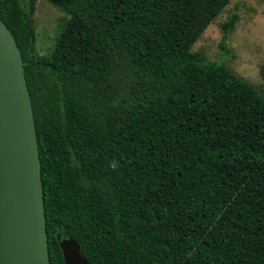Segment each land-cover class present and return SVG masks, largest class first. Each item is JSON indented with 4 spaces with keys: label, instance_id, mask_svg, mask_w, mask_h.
<instances>
[{
    "label": "trees",
    "instance_id": "1",
    "mask_svg": "<svg viewBox=\"0 0 264 264\" xmlns=\"http://www.w3.org/2000/svg\"><path fill=\"white\" fill-rule=\"evenodd\" d=\"M48 1L68 17L46 54L37 0H0V18L33 108L49 264H65L58 236L89 264H264V96L192 50L230 0Z\"/></svg>",
    "mask_w": 264,
    "mask_h": 264
},
{
    "label": "water",
    "instance_id": "2",
    "mask_svg": "<svg viewBox=\"0 0 264 264\" xmlns=\"http://www.w3.org/2000/svg\"><path fill=\"white\" fill-rule=\"evenodd\" d=\"M58 239L65 264H89L75 239ZM0 264H49L33 108L20 48L1 18Z\"/></svg>",
    "mask_w": 264,
    "mask_h": 264
},
{
    "label": "rangeland",
    "instance_id": "3",
    "mask_svg": "<svg viewBox=\"0 0 264 264\" xmlns=\"http://www.w3.org/2000/svg\"><path fill=\"white\" fill-rule=\"evenodd\" d=\"M236 14L228 31L226 52L220 48L223 24ZM68 14L48 0H37L34 12L36 42L34 54L40 56L53 49ZM212 60L222 61L237 77L255 87L264 96V0H230L206 27L192 46Z\"/></svg>",
    "mask_w": 264,
    "mask_h": 264
},
{
    "label": "clouds",
    "instance_id": "4",
    "mask_svg": "<svg viewBox=\"0 0 264 264\" xmlns=\"http://www.w3.org/2000/svg\"><path fill=\"white\" fill-rule=\"evenodd\" d=\"M117 166H118V162L115 161L110 164V167H112L113 169H115Z\"/></svg>",
    "mask_w": 264,
    "mask_h": 264
}]
</instances>
